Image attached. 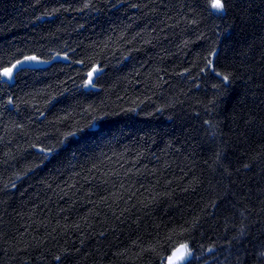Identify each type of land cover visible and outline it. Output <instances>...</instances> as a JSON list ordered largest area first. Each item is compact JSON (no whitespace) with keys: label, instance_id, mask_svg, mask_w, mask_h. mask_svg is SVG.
Here are the masks:
<instances>
[{"label":"trees","instance_id":"1","mask_svg":"<svg viewBox=\"0 0 264 264\" xmlns=\"http://www.w3.org/2000/svg\"><path fill=\"white\" fill-rule=\"evenodd\" d=\"M224 3L0 0V264H264V0Z\"/></svg>","mask_w":264,"mask_h":264},{"label":"snow or ice","instance_id":"2","mask_svg":"<svg viewBox=\"0 0 264 264\" xmlns=\"http://www.w3.org/2000/svg\"><path fill=\"white\" fill-rule=\"evenodd\" d=\"M212 8L215 9L217 12H223L225 9L224 0H212ZM28 59L32 61H36V57H30ZM209 64H211V61H209ZM16 67H17L16 65H12L10 68H5L3 72H0V75L8 79H11L13 69H15ZM93 71H95V69H93ZM88 75H89V83H91L92 72H90ZM217 75H219V73H217ZM223 82L228 83L229 77L223 76ZM241 235H243V232H241ZM177 251L180 252V255L176 256V254L173 253V256L168 258V264H177V260H186V258L191 256V252L189 251L187 245H182L181 249H178ZM261 255H264V253H261ZM57 259L59 260V257H57Z\"/></svg>","mask_w":264,"mask_h":264},{"label":"rangeland","instance_id":"3","mask_svg":"<svg viewBox=\"0 0 264 264\" xmlns=\"http://www.w3.org/2000/svg\"><path fill=\"white\" fill-rule=\"evenodd\" d=\"M24 64H29V65H40L41 63H40L39 61H37V60H36V61H32V60L28 59V60L25 61ZM12 73H13V72H12ZM93 75H94V72L92 73V77H93ZM3 77H4V76H3ZM92 77H91V80H92ZM5 78H6V77H5ZM7 79H8V78H7ZM89 84H90V83H89V80H88V85H89ZM178 249H181V247H179V248H177L176 250L173 251V253H175L176 256H179V255H180V252L177 251ZM173 253L170 255V257L173 256ZM189 258H190V257L186 258V260H177V264H183V263H185ZM165 264H168V258H167Z\"/></svg>","mask_w":264,"mask_h":264}]
</instances>
